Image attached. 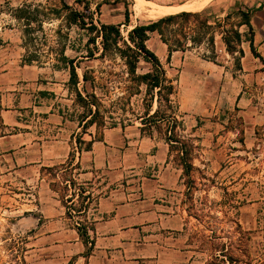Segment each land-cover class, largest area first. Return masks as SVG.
Segmentation results:
<instances>
[{
    "label": "rangeland",
    "instance_id": "rangeland-1",
    "mask_svg": "<svg viewBox=\"0 0 264 264\" xmlns=\"http://www.w3.org/2000/svg\"><path fill=\"white\" fill-rule=\"evenodd\" d=\"M67 1L82 9L75 0ZM88 1L94 12L100 5L96 19L120 25L127 39L135 26L170 14H152L151 4L174 6L171 13L174 14L189 11L182 9H189L188 3L198 0H144L142 3L128 0L129 24L125 22L123 2ZM236 2L254 8L262 5V10L255 12L252 24L258 41L263 43L264 0H211L205 7L192 11L206 9L209 15L222 19ZM25 3L59 6L60 0H0V264H68L76 259L71 252L81 247L76 225H92L99 194L87 193L90 186L74 177L81 170L74 171L69 166L79 156L77 141L63 164L48 166L51 161L48 156L52 155L49 148L45 154L47 161L39 162V142L49 146L59 141L56 153L60 156L67 151V144H71L69 137L55 138L57 131L62 133V130L55 128L48 111L58 112L77 124L85 110L77 100L76 91L69 88V73L53 67L55 54H51L50 49L57 47L54 31L60 21L45 23L48 42L42 47L38 61L31 65L23 62L27 51L22 24L14 19L12 12ZM69 32V44L79 49L86 37L76 27ZM147 45L159 56L176 85L180 120L185 133H191L197 146L195 170L189 177L184 176L180 198L181 211L187 220L184 244L192 251L189 255L193 256L194 264H209L215 256L222 264H230L229 257L235 260L233 264H264V64L255 59L249 43L244 42L247 57L241 60L242 70H239L220 36L216 37L215 61L204 56L209 55L206 42L200 47L173 52L170 60L167 46L157 33L151 34ZM256 46L264 57V45ZM67 55L79 53L68 49ZM81 65L95 71L94 86L98 96L107 91L105 71L110 66L117 72L123 70L119 59L112 64L91 60ZM148 67L140 64L141 71ZM78 72V90L85 96V89L92 91L91 83L82 80V69ZM110 90L112 94L103 99L101 107L109 127L111 119L106 111L112 109L110 101L115 97L114 89ZM43 91L47 95L41 94ZM116 92L120 93L121 89ZM133 108L141 111L139 97L133 99ZM129 117L131 122L125 121L123 126L121 120H116L118 125L114 128L93 125L80 130L78 135L90 141L104 138L107 129L117 128L118 136L122 133L129 140L134 136L138 139L136 133H140L141 124L132 115ZM75 124L68 129L75 130ZM144 137L166 145L164 135L158 132L152 136L141 134V138ZM135 143L123 142L112 151L98 173L99 180L106 181L100 188L111 181L108 189L137 191L145 177L158 169L150 158L156 148L139 150ZM168 162L172 167L179 166L175 152L169 155ZM71 181L74 182L72 189ZM105 192L103 190L101 195ZM89 194L92 196L89 209L78 213ZM68 197L73 203L66 201ZM65 205L72 207V218L65 214L62 224L47 223L57 220V210ZM69 228L76 231L66 233ZM85 251L86 248L83 255Z\"/></svg>",
    "mask_w": 264,
    "mask_h": 264
},
{
    "label": "trees",
    "instance_id": "trees-1",
    "mask_svg": "<svg viewBox=\"0 0 264 264\" xmlns=\"http://www.w3.org/2000/svg\"><path fill=\"white\" fill-rule=\"evenodd\" d=\"M114 1L125 4V22L129 24L128 0ZM75 3L80 4L82 9L75 8L67 0H60L59 6L25 3L13 10L12 16L22 24L24 48L27 51L23 62L31 65L38 61L42 47L48 42L44 29L45 23L60 21L61 24L54 31L57 37L54 43L57 44V47H52L50 53L55 54L54 69L69 73V88L76 91L77 100L85 110L79 118L82 129L86 130L93 125L98 128H114L118 125L116 120H121L123 126V122H131L132 118L129 115H132L140 122L139 128L143 136H152L154 132L164 135L169 155L173 152L177 154L183 175L189 177L195 170L193 161L197 146L191 133H185L183 121L180 120L179 105L175 99L176 85L168 76L167 69L159 56L148 47L147 42L151 34L157 33L167 46L169 60L173 52L200 47L206 42L205 49L209 55L204 56L209 61H215L217 57L216 37L220 36L226 52L235 58L239 70H242L241 60L245 56L244 42L249 43L253 56L264 64V57L258 51L255 43L256 34L252 24L255 12L262 10V5L254 8L236 2L222 19L209 15L206 9L197 12L181 11L147 24L137 25L129 31L128 38L125 39L121 33L120 25L102 23L96 19V14L100 13V5H97L96 12H94L91 10L88 0H75ZM73 27L80 30L86 37V41L80 44L79 49H75L74 45L69 44V31ZM64 28L68 31H63ZM1 42L0 40V48ZM68 49L79 53V55H67ZM117 59L122 62L123 70L117 72L110 66L105 71L107 91L102 96H98L94 86L95 71L87 66L83 67L81 64L91 60L108 61L112 64ZM141 63L149 65L146 71L140 70ZM78 69L83 70L82 80L85 83H91L92 91L89 92L85 89V96L78 90L80 83ZM110 88L114 89L115 97L110 101L112 109L106 111L111 119L109 127L106 125V116L101 112V107L103 99L109 98L112 94ZM118 88L121 89L120 93L116 92ZM41 94L47 95V92L43 91ZM138 97L141 101V111L137 112L133 108V99ZM76 141L77 149L81 153L90 151L93 143L103 141V137L85 141L78 135ZM83 145L85 146L83 147ZM72 155L71 153L70 156L72 157ZM70 183L72 189L74 182ZM91 200L92 196L87 195L84 198L82 209L77 212L87 211ZM66 201L73 203L71 197H68ZM62 202L64 201L62 200ZM65 208L66 215L72 218V207L65 205ZM76 228L86 248L84 256L88 257L95 247V235L90 234V230L95 232V226L78 223ZM218 258L215 256L209 264H222ZM228 260L230 264L235 262L233 257H229ZM68 264H74V260Z\"/></svg>",
    "mask_w": 264,
    "mask_h": 264
},
{
    "label": "crops",
    "instance_id": "crops-1",
    "mask_svg": "<svg viewBox=\"0 0 264 264\" xmlns=\"http://www.w3.org/2000/svg\"><path fill=\"white\" fill-rule=\"evenodd\" d=\"M255 43L260 48L264 45L256 36ZM244 53L246 58L245 49ZM48 114L53 118L55 128L62 130V133L57 131L55 138L62 135L69 137L71 142L67 144V151L61 156L56 153L59 141L49 146L38 143L41 153L39 162L47 161L45 154L46 148H49L52 155L48 156L51 158L48 166L54 167L63 164L64 159L69 157L82 127L79 123L64 119L58 112L48 111ZM73 124L76 129L71 131L68 126ZM117 130L107 129L103 141H95L90 151L79 152L77 160L75 159L71 166V168L77 166L74 171L81 170L74 177L90 186L86 192L92 195L94 192L99 194L91 221L95 226V232L90 230V234L96 238L94 250L90 256L85 257L83 255L85 246L81 242L79 250L71 252V256L76 257L74 264H194L193 256L189 255L192 251L184 244L187 220L180 205L184 182L183 170L179 166L172 167L168 162L167 144L155 143L154 138H141V132L136 133L138 139L134 136L129 140L122 133L118 136ZM123 142L124 144L137 142L139 150L156 148L150 158L158 165V169L145 177L137 191L108 189L111 181H107V184L100 188L102 182L106 181L99 180V170L102 169V165H106L112 151ZM103 190L106 192L101 195ZM65 214V207L62 206L57 210L58 219L47 223L58 226L65 219L63 217ZM72 231L76 230L69 228L66 233L72 234Z\"/></svg>",
    "mask_w": 264,
    "mask_h": 264
},
{
    "label": "bare ground",
    "instance_id": "bare-ground-1",
    "mask_svg": "<svg viewBox=\"0 0 264 264\" xmlns=\"http://www.w3.org/2000/svg\"><path fill=\"white\" fill-rule=\"evenodd\" d=\"M143 1L144 0H138V2H140V3H142ZM210 1L211 0H198V1H193V2L189 1L190 2V3H188L189 6H190L189 9H182V10H189V11L191 10L192 11V10L201 9V8L205 7ZM188 4H186V5H188ZM183 6H181V7H183ZM150 7L152 8V10H151L152 14L153 13H157V14H160V15L169 14V13L171 14V13H173V10L175 8L174 6H159V5H154V4H151Z\"/></svg>",
    "mask_w": 264,
    "mask_h": 264
}]
</instances>
